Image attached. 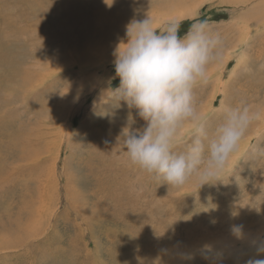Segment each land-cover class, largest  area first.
<instances>
[{
	"label": "rangeland",
	"instance_id": "1",
	"mask_svg": "<svg viewBox=\"0 0 264 264\" xmlns=\"http://www.w3.org/2000/svg\"><path fill=\"white\" fill-rule=\"evenodd\" d=\"M147 12L157 28L181 21L183 35L200 19L222 37L194 90L210 126L223 103L264 110V0H0V264L264 259V158L249 153L264 146V120L200 188H171L120 154L130 111L144 121L112 99L114 52Z\"/></svg>",
	"mask_w": 264,
	"mask_h": 264
},
{
	"label": "clouds",
	"instance_id": "2",
	"mask_svg": "<svg viewBox=\"0 0 264 264\" xmlns=\"http://www.w3.org/2000/svg\"><path fill=\"white\" fill-rule=\"evenodd\" d=\"M104 2L111 7L115 0ZM181 23L171 20L157 28L148 12L131 19L114 52L112 79L119 84L110 89L112 99L144 121L134 127L137 121L130 111L118 137L120 154L141 173L177 190L190 182L200 188L216 180L250 127L264 120V110L245 101L223 103L210 126L194 90L208 82L209 67L220 61L222 37L200 19L181 35ZM185 127L190 129L186 138L181 136ZM249 153L264 158V146H250ZM133 190L139 189L134 185ZM231 232L244 239L242 225H233ZM203 251L210 254L213 249L205 245ZM257 252L264 253V242ZM246 264H264V259L250 258Z\"/></svg>",
	"mask_w": 264,
	"mask_h": 264
},
{
	"label": "bare ground",
	"instance_id": "3",
	"mask_svg": "<svg viewBox=\"0 0 264 264\" xmlns=\"http://www.w3.org/2000/svg\"><path fill=\"white\" fill-rule=\"evenodd\" d=\"M229 2V1H228ZM261 14H263V13H261Z\"/></svg>",
	"mask_w": 264,
	"mask_h": 264
}]
</instances>
